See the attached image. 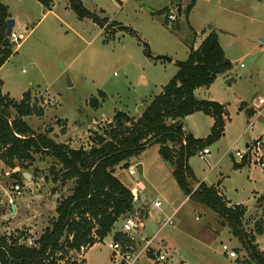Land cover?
Returning a JSON list of instances; mask_svg holds the SVG:
<instances>
[{"label": "rangeland", "instance_id": "obj_1", "mask_svg": "<svg viewBox=\"0 0 264 264\" xmlns=\"http://www.w3.org/2000/svg\"><path fill=\"white\" fill-rule=\"evenodd\" d=\"M86 2L92 11L101 16L108 15L135 32L118 28L113 33L100 31V26L92 18H79L71 7L64 13L63 0L56 6L58 12H63L60 14L66 23H62L53 13H48L39 0H26L22 6L13 9V16L17 19L13 30L23 36L19 45L14 44L16 50L13 55L0 67L4 89L13 97L19 99L26 90L37 92L42 89H48L57 97L59 104L50 111V108L45 110L49 111L46 119L62 116L70 121L71 135L78 131L86 132V137L78 138L77 145L90 146V137L106 122L93 124L95 118H111L116 110L136 114L141 105L146 107L157 92L153 86L147 88L142 80L147 72H142L144 67L147 68V61L153 59L155 63H168L165 58H156L159 55L185 60L189 54L187 49L197 37L196 32L199 36L207 31H216L220 35L225 32L234 34L236 45L227 47V51L235 56V60H240L239 64H244L242 69H249L254 58L256 63L264 66V42L260 40V32L264 28V0H197L189 14L186 7L191 0ZM179 2L182 4L181 14L176 7ZM171 11L177 14V19L168 18ZM149 72L147 76L151 78L154 67L149 68ZM101 91L104 92L103 98ZM93 97L101 101L98 110L90 104ZM12 112L16 115L14 109ZM27 119L36 131L60 137L59 133L52 134V124L60 127L61 123H48L38 115ZM89 127L93 128L89 130ZM257 127L256 130H261L264 124ZM239 132L232 127L221 145L214 142L209 147L212 154L222 157L217 168L220 166L226 174L234 164V157L226 151L232 145L234 149L245 147L243 140L235 142ZM216 159L208 163V157L202 158L197 154L192 162L201 170H208ZM26 163L22 164V170L31 171L35 175L34 182L28 185L23 196L16 198L14 210L7 201L4 188L15 178L5 173L10 167L0 164V232L24 230L29 242L56 214L58 199L70 192L71 185L59 189L52 181L50 168L56 161L51 156L36 154L29 166ZM130 163L136 167L135 174H130L128 167H119L118 174L129 184L142 180L149 187L135 202L136 207L148 211L143 237L156 234L165 219L175 211L174 224L164 226L154 243L158 248L162 245L161 240L167 243L169 257L158 264H254L241 242L234 237L227 220L181 189L173 174V166L162 157L159 145H148ZM141 163H144L143 170L139 167ZM247 169L243 175L233 173L226 186L231 198L252 205L245 215L244 227L254 231L256 222L264 221V197L257 199L254 190L257 188L264 192V173L255 172L252 177L256 181L249 184ZM156 199L161 201V206L154 204ZM123 227L124 217L121 216L113 231L87 251L86 264H120L113 258L108 242ZM215 231L219 233L216 236L213 235ZM222 240L236 247L238 259L227 258L221 253ZM260 247L264 250V241H260ZM76 257L82 260L83 252ZM153 259L149 252L142 255L136 264H157Z\"/></svg>", "mask_w": 264, "mask_h": 264}, {"label": "trees", "instance_id": "obj_2", "mask_svg": "<svg viewBox=\"0 0 264 264\" xmlns=\"http://www.w3.org/2000/svg\"><path fill=\"white\" fill-rule=\"evenodd\" d=\"M39 1L47 9L53 6V0ZM196 1L191 0L188 4L187 14ZM69 5L79 18H92L105 32L116 28L135 32L126 25L109 21L107 16L101 17L83 0H69ZM10 16L8 6L0 2V67L16 48L6 35ZM176 64L177 72L139 117L117 110L112 120L106 121L90 137L89 147L78 148L56 141L48 132L36 131L26 117L42 115L44 110L31 103L30 91H26L20 101L3 94L4 81L0 78V159L14 169L17 163L21 168L26 162L29 166L36 154H45L56 161L50 174L57 188L69 181L74 182L71 192L58 199L56 214L38 236L28 242L24 230L0 232V264H85V259H78L76 254L103 241L119 218L133 210V192L116 175L117 167H129L130 160L151 144L159 145V152L173 166V174L181 189L226 219L251 261L264 264V250L256 242L257 235L264 232V221H257L255 230L248 231L244 227L245 205H229L214 186L204 182L196 188L192 185L196 176L189 165L190 156L221 139L226 124L225 106L216 100L199 99L195 90L210 86L219 74L233 67V62L226 56L219 34L211 31L197 48L190 46L188 57L177 60ZM100 96L103 98L104 92L101 91ZM90 104L98 108L101 101L93 97ZM196 111L214 117L211 132L204 138H196L183 127L184 118ZM10 174L17 180L23 178L21 171H11ZM114 238L127 240L120 231L114 234Z\"/></svg>", "mask_w": 264, "mask_h": 264}, {"label": "crops", "instance_id": "obj_3", "mask_svg": "<svg viewBox=\"0 0 264 264\" xmlns=\"http://www.w3.org/2000/svg\"><path fill=\"white\" fill-rule=\"evenodd\" d=\"M25 1L26 0H0V2L5 3L8 6L9 12L11 15L10 17H14L13 16V9L17 8L19 6H22V4ZM61 1L62 0H53L52 8L47 9V10H48V13L49 12L53 13L58 18V20H60L62 23H66L64 18L60 14L63 12H58L56 10L57 4ZM63 2H64L63 3L64 13H67L70 11L69 10V8H70L69 0H63ZM83 2H84V4L85 3L87 4L86 0H83ZM167 8L170 10V7H167ZM105 16H107L109 18V21H114L110 16H108V15H105ZM101 17H104V16H101ZM86 18H88V17H86ZM86 18H82V19H86ZM15 21H16L15 22V25H16V23H17L16 18H15ZM98 26H100V25H98ZM100 31L105 32L104 28L101 26H100ZM261 31L262 32H260V33L262 36H260V40L264 37V28H262ZM210 32L211 31L204 32L202 36H199V33L196 32L197 37H196L195 42L192 46L194 48H197L200 45V43L202 42V40ZM18 34L20 35V39H21L23 34L22 33H18ZM223 37H224L225 43H223ZM219 40H220V43L225 50L226 56L233 62V67L230 70L219 74L217 76L216 80L210 86L198 87L195 90V95L199 99H210V100L219 101L220 103H222L225 106V114H224V117L226 119L225 133L221 137V139H219L217 141V143L221 145L222 141L225 138H227V136H229L231 128L235 127L240 131L235 142H237L239 140H243V143L246 146L248 144V142H250L254 137L264 136V127L261 130H256L258 128L257 127L258 125L264 124V94H263L264 93V70H262L264 68V66H261L260 63H256V58H254V59H252V61L254 63L252 66H250L249 69H246V70L242 69L244 64L243 63L239 64L240 60H235V56H233L232 54H230V52L227 51V47L231 48L232 46L236 45V40L234 38V34L230 35L229 32L228 33L227 32L222 33L221 35L219 34ZM17 48H18V46H17ZM15 50H16V48H15ZM187 51H189V48L187 49ZM154 59L158 60L156 58H154ZM177 60L178 59L172 58V60L167 61L168 63L158 62V61H156V63H155L153 61V59H149L146 63L147 68L144 67V70L142 71L144 74V71L147 70L145 76L142 79L144 85L147 86V88H150L151 86L156 88L157 92L155 95H157L162 90L163 85H165L174 76V74L177 72V70H178V66L176 64ZM152 67H154V75H152L151 78H149L147 76V74L150 73L149 68H152ZM4 85L5 84H3V86H2V93L3 94H8L11 98L16 99L17 101H20L23 98V96L20 97L19 99L13 97L9 92L5 91ZM26 91H30V90H26ZM26 91H24V93ZM30 92H32V91H30ZM99 107L95 108V109L98 110ZM140 107H141L139 109L140 111L136 114H133V113L128 112L126 110H123V111H126L129 115L137 118L142 114L143 110L146 108L144 105H141ZM51 109L52 108H50L49 111ZM49 111H45L42 115H38V117H41L44 120H47L48 123L54 122V121L61 123L60 127H58L57 124H52V126L54 127V128H52L53 129L52 134L59 133L60 137L58 138V137H55L54 135L51 137L54 138L56 141L64 142L73 148H78V147L82 146L80 144L77 145V140L79 137H86V132H79L78 131L74 135H71L70 134L71 127H70L69 119L64 118L62 116H56L55 118L50 117V119H46V118H49V115H48ZM114 114H113V116H114ZM233 115H235V116H233ZM113 116L111 118H106V119L101 118L100 120L95 118L94 120H92V123L93 124H96V123L100 124L102 121H110V120H112ZM28 117H30V116H27V118ZM251 122H252V125L249 126ZM213 124H214V117L211 116L210 114L203 112V111H196L192 114H189L183 120V127L186 130V132L192 133L193 136H195L196 138L206 137L211 132V128H212ZM92 128L89 127L88 129L90 130ZM86 139L88 140V137ZM220 145H219V150H221ZM207 146L210 147V144ZM84 147H89V144H87ZM233 147L234 146L232 145L229 148V150L226 151L228 154L230 153L234 157L233 167L230 170V172L227 174L223 170H221L220 166L217 168V166L222 161V157H220V158L216 157L214 154H212L210 152L209 155L206 156L209 158L208 163L212 162L213 160H215L217 158L216 163L214 165L210 166L208 170H205V169L201 170L192 162V159H193L194 155L198 154L199 156H201V151L203 148L197 150V152L195 154L190 156L189 165L193 169L194 174L196 176L194 188H196L202 182L206 183L207 185L214 186L218 190V193L225 197V199L227 200L229 205L243 204L247 207V211H248V209L250 207H252V205L244 204V203L240 202L239 200H235V199L231 198L228 194V192L230 190L227 189L226 184L228 183V180H230L232 178L233 173H238L240 175H243L246 167L248 168L246 173L249 177V181H250L249 184H251L252 181H254V183H255L256 180H253L252 175L255 174V172H257V171L260 173H264V169L251 166L247 162L237 161V159L234 156V151L232 149ZM223 155L225 156V153ZM0 164H3V161L1 159H0ZM141 164H142V170H143L144 169V163H141ZM6 167H9V166H6ZM17 167H19L18 171H21L22 175H23L24 171L29 172L31 175V179L34 181L35 175L31 171H28L25 169L22 170L21 166H17ZM119 167L120 166H118L116 169V175L131 190H132V188L136 187V190L139 192V199L137 201H139L143 192L148 191L149 187L142 180H136V181H140V184L138 186H136L135 183L134 184L127 183L126 180H124V178L118 174L117 171H118ZM14 169H12V170L14 171ZM6 172H7V169H6L5 173ZM68 184L71 185V188H72V186L74 185V182L69 181L66 185H68ZM246 184H248V182ZM66 185L60 186L59 189H62V187H64V189H65ZM236 189L238 191V188H236ZM254 190L257 192L255 195V197L257 199L260 196L264 195V192H261V190H258L257 188H254ZM56 192H58V191H56ZM70 192H71V190H70ZM137 201H135V202H137ZM135 202H134L133 209L136 211L143 212L144 215H146V213H147V217H148V211L146 209L144 210L140 207H136ZM47 225H48V223H46L44 225V228ZM29 230L32 231V229H29ZM218 234L219 233L217 231H215V233H213L214 236H216ZM222 241H225V240H222ZM260 241L261 242L264 241V232L262 234L258 235V237H257L256 242L258 243L259 247H260ZM97 243H99V242H97ZM90 248L83 251V258L85 259V264H86L85 255ZM201 259H203V257H201Z\"/></svg>", "mask_w": 264, "mask_h": 264}, {"label": "built area", "instance_id": "obj_4", "mask_svg": "<svg viewBox=\"0 0 264 264\" xmlns=\"http://www.w3.org/2000/svg\"><path fill=\"white\" fill-rule=\"evenodd\" d=\"M179 7V4L176 5ZM170 20L177 19V14L171 11L168 14ZM12 43L18 45L20 42V35L13 29L8 35ZM31 103H36L44 111L57 106L59 100L53 95L48 89H42L37 92H31ZM252 125V122L249 126ZM234 156L239 162H247L249 165L264 169V136L254 137L244 148L234 149ZM211 152L208 146L204 147L201 151V157L205 158ZM13 171L11 168L7 170L6 174H10ZM128 171L130 174L136 173V167L132 164L129 165ZM34 181H30L24 178V181L14 179L11 181L7 188H4V192L7 201L10 205L15 204L16 198L23 196L27 190L29 184ZM136 186L140 184V181L135 182ZM134 202L139 199V192L136 187L132 188ZM154 204L161 206V201L156 199ZM175 211L172 212L167 219L163 222L160 229L151 237H143V231L145 228V218L147 217L141 211L132 210L127 212L124 217V227L120 230L121 233L125 234L127 240L124 242L121 239H113L108 242V246L112 251L113 258L119 263L124 264H136V261L140 259L142 255H147L149 252L154 256V262L160 263L168 259L169 254L167 251V243L161 240L162 244L159 248L155 246V241L158 233L166 225H173V216ZM159 242V241H158ZM221 253L229 258L238 259L239 253L235 246H231L228 242L223 241L221 244ZM183 264V263H182Z\"/></svg>", "mask_w": 264, "mask_h": 264}, {"label": "water", "instance_id": "obj_5", "mask_svg": "<svg viewBox=\"0 0 264 264\" xmlns=\"http://www.w3.org/2000/svg\"><path fill=\"white\" fill-rule=\"evenodd\" d=\"M178 12H179V14H181L182 13V4H181V2H179V7H178ZM15 19L13 18V17H9L8 19H7V29H6V35L8 36L9 34H10V32L12 31V29H13V27H14V25H15ZM261 41L262 42H264V37L261 39ZM156 58H165V59H167V60H172V58L171 57H169V56H166V55H159V56H157ZM141 108V107H140ZM139 167H140V169L142 170V164H140L139 165ZM19 170V167H16L15 169H14V171H18ZM23 176L25 177V179H27V180H31V175H30V173L29 172H27V171H24L23 172ZM16 208V205H12V209L14 210Z\"/></svg>", "mask_w": 264, "mask_h": 264}]
</instances>
